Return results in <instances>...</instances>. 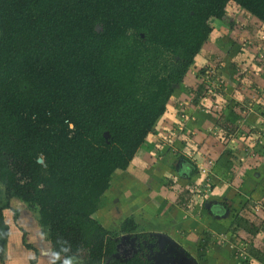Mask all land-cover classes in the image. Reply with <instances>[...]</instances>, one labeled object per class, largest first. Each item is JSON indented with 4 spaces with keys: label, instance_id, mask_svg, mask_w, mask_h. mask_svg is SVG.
Listing matches in <instances>:
<instances>
[{
    "label": "trees",
    "instance_id": "1",
    "mask_svg": "<svg viewBox=\"0 0 264 264\" xmlns=\"http://www.w3.org/2000/svg\"><path fill=\"white\" fill-rule=\"evenodd\" d=\"M230 2L264 25V0H0V185L34 217L53 263L150 264L143 248L116 255L132 217L118 233L94 213Z\"/></svg>",
    "mask_w": 264,
    "mask_h": 264
},
{
    "label": "crops",
    "instance_id": "2",
    "mask_svg": "<svg viewBox=\"0 0 264 264\" xmlns=\"http://www.w3.org/2000/svg\"><path fill=\"white\" fill-rule=\"evenodd\" d=\"M233 9L236 15H228ZM227 12L223 20L210 18L212 30L154 131L129 166L112 175L94 213L105 228L118 233L121 222L132 217L136 232L129 236L150 264H264V66L252 63L254 56L264 54V25L233 2ZM210 65H217L223 83L214 93L221 87L226 93L207 94L208 104L225 100L218 112L207 113L195 103L207 93L201 73ZM221 119L223 130L209 134L211 123ZM180 120L187 124L184 130L178 129L183 128ZM169 132H174L171 138ZM115 185L120 192L114 194ZM194 185L200 194L191 191ZM12 219L7 220L3 264H29L32 251L20 244ZM23 224H31L28 238L38 252L36 264H52L51 246L24 209L18 222ZM154 233L166 234L174 244L159 252ZM232 242L243 252L233 251Z\"/></svg>",
    "mask_w": 264,
    "mask_h": 264
},
{
    "label": "rangeland",
    "instance_id": "3",
    "mask_svg": "<svg viewBox=\"0 0 264 264\" xmlns=\"http://www.w3.org/2000/svg\"><path fill=\"white\" fill-rule=\"evenodd\" d=\"M236 13V11H234V9H233V12L232 13H230L229 11L227 12V14L228 15H236L235 14ZM210 23V22H209ZM254 60H255V62H252L253 64L255 63V64H257V63H259V64H262V66H264V54H258V55H256V56H254V58H253ZM220 62H222L221 61V59H220ZM220 62H218V64L220 65ZM190 69V68H189ZM202 75H201V80L203 79L202 77H203V74L204 73H201ZM178 85H180V83H178V84H176L175 85V87H174V90L178 87ZM224 93H226L225 92V90L221 87L220 88V90H219V92H218V90L215 92V93H213L214 95H217V94H219V97L220 96H223L224 97ZM206 95V94H205ZM205 95L203 94L202 96H201V98H200V96H199V101L200 102H198V103H195V105H196V107H197V109H199V111L201 112V108H203L204 109V111H206L207 113H208V110L210 111V109L212 110V112H218L220 109H221V107H218V108H216L215 106H216V103L214 104V103H212V104H214V106H212V104H208L207 102H208V99H209V97H208V95H210V94H208L207 95V97L204 99V97H205ZM192 98V96L191 97H189V99H191ZM220 102H219V105H221V103H222V105L224 104V102H225V100H219ZM186 103H188L189 105H191V104H193L194 105V102H192L191 100H188V101H186ZM186 103H185V105H186ZM229 104V103H228ZM184 105V104H183ZM235 104L233 103V104H229V106H234ZM213 107V108H212ZM251 107V106H250ZM223 108V107H222ZM249 108V107H248ZM218 110V111H217ZM251 110V109H250ZM250 110H248L247 109V112H251V113H253V111H250ZM223 111V110H222ZM259 113V112H258ZM220 114H221V112H220ZM205 115H207V114H205ZM209 115V114H208ZM211 115V114H210ZM253 115V114H252ZM212 116V115H211ZM213 117V116H212ZM185 118V116L183 117H181V119H184ZM190 118V117H189ZM215 119H217V118H215ZM225 123V119H221V120H214L212 123H211V126L209 127V129H210V131L208 132L209 134H211V132H212V135L213 136H215L217 133H218V131H219V129H222L221 127H223V124ZM180 125H182L183 126V128H178V129H185L184 127L185 126H187V124H185L184 123V121L183 122H181V120H180ZM223 130V129H222ZM215 131V133L213 134V132ZM218 136H221L222 138H225L223 135H219L218 134ZM221 138V139H222ZM221 139H219V140H221ZM170 144V141H169V139L167 140V143H166V145H169ZM170 148L171 147H169V150H170ZM172 153H173V150H172ZM231 157L233 158V157H235V155L234 154H232L231 155ZM242 159V158H241ZM115 189L113 190V192L112 193H119L120 192V189H119V192H118V190L116 189L117 188V185H115V187H114ZM122 191V190H121ZM200 192H201V190H199V192H198V194H200ZM203 193H204V190H203ZM110 200H109V198H108V201L107 202H109ZM7 203V204H6ZM5 204V205H4ZM0 205H4L5 207H4V215H5V217L8 215V214H10V218L12 219L13 217H14V211H19L20 212V215L19 216H17V218H16V222H17V224H18V222H20V218H21V214H22V211H23V205L19 202V200H17V199H7L6 198V196H5V194H4V190H3V188H2V186L0 185ZM7 205V206H6ZM7 220H8V217H7ZM115 224V223H114ZM112 226H113V224H112ZM20 227H22L23 229H24V231H26V235H25V241L27 242V243H29L31 240L28 238V237H30V231L28 230V229H30V227H31V224H26V225H20ZM27 228V229H26ZM120 229L118 228V231H119ZM19 234L20 235H17L16 237L18 238V240H19V242H20V244H22V245H24L23 244V241H22V231L20 230V232H19ZM122 235H126V234H122ZM121 235V236H122ZM129 235V234H128ZM126 236V238H124V239H122L121 240V242H120V245H119V247H118V252H117V256L118 257H121V258H127V257H129L134 251H136L137 249H139V245H138V243L137 242H135V238L134 237H131V236ZM234 242H232L231 244H229V246L230 247H232L231 249L234 251V250H237L238 248L241 250V253L243 252V250H244V247H242V246H238V245H236V246H234L235 245V243L233 244ZM244 245V244H243ZM243 249V250H242ZM30 250V249H29ZM11 251H13V250H11ZM30 251H32V250H30ZM154 254V251L152 250V248H151V250H150V248H149V255L151 256V255H153ZM32 256H33V251H32V254H31ZM155 257V256H154ZM71 262H70V264L72 263V264H79L78 262H80V264H83V259L81 258V257H79V258H72L71 260H70ZM52 264H55V263H53L52 262Z\"/></svg>",
    "mask_w": 264,
    "mask_h": 264
},
{
    "label": "built area",
    "instance_id": "4",
    "mask_svg": "<svg viewBox=\"0 0 264 264\" xmlns=\"http://www.w3.org/2000/svg\"><path fill=\"white\" fill-rule=\"evenodd\" d=\"M262 38H264V36H262ZM217 66V65H216ZM215 65H210L207 67V69L205 70L204 74H203V83L206 87V95L204 97V99L207 97V94H213L214 93V88L218 89V87H220L223 83H222V77L221 75L218 74V69ZM215 104V103H214ZM213 104V106H214ZM218 103H216V108L218 107ZM179 131V130H178ZM174 135V132H169L167 134L168 138H171ZM202 172H205V169L202 168ZM199 187H196L195 185L192 186L191 191L194 192V194H198L199 192ZM192 200V198H190ZM191 200H189L186 203V206L189 207Z\"/></svg>",
    "mask_w": 264,
    "mask_h": 264
},
{
    "label": "water",
    "instance_id": "5",
    "mask_svg": "<svg viewBox=\"0 0 264 264\" xmlns=\"http://www.w3.org/2000/svg\"><path fill=\"white\" fill-rule=\"evenodd\" d=\"M38 162H42V159L41 158H38ZM127 235L128 234L120 236V241L117 244V250H118V247L120 245L121 240L124 239V238H126ZM154 236L156 237V241H155L156 243H153V246H155L156 249L159 250V252L162 251L166 247L165 245H167V244H171V245L174 244V241H172L164 233H154ZM175 245H176V243H175ZM157 253H158V251H157ZM116 255H117V253H116Z\"/></svg>",
    "mask_w": 264,
    "mask_h": 264
},
{
    "label": "clouds",
    "instance_id": "6",
    "mask_svg": "<svg viewBox=\"0 0 264 264\" xmlns=\"http://www.w3.org/2000/svg\"><path fill=\"white\" fill-rule=\"evenodd\" d=\"M65 264H69V262L68 261H65Z\"/></svg>",
    "mask_w": 264,
    "mask_h": 264
},
{
    "label": "flooded vegetation",
    "instance_id": "7",
    "mask_svg": "<svg viewBox=\"0 0 264 264\" xmlns=\"http://www.w3.org/2000/svg\"><path fill=\"white\" fill-rule=\"evenodd\" d=\"M155 256H158V254H156ZM160 257V256H159Z\"/></svg>",
    "mask_w": 264,
    "mask_h": 264
}]
</instances>
